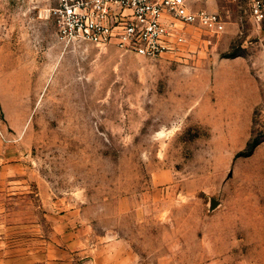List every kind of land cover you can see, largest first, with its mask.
<instances>
[{
  "label": "rangeland",
  "instance_id": "obj_1",
  "mask_svg": "<svg viewBox=\"0 0 264 264\" xmlns=\"http://www.w3.org/2000/svg\"><path fill=\"white\" fill-rule=\"evenodd\" d=\"M252 2L212 0L218 28L147 58L0 0V264H264Z\"/></svg>",
  "mask_w": 264,
  "mask_h": 264
},
{
  "label": "built area",
  "instance_id": "obj_2",
  "mask_svg": "<svg viewBox=\"0 0 264 264\" xmlns=\"http://www.w3.org/2000/svg\"><path fill=\"white\" fill-rule=\"evenodd\" d=\"M48 14L62 43L115 46L147 58L179 51L187 25L221 24L218 13L193 11L187 0H55ZM252 14L264 20V0H253Z\"/></svg>",
  "mask_w": 264,
  "mask_h": 264
},
{
  "label": "crops",
  "instance_id": "obj_3",
  "mask_svg": "<svg viewBox=\"0 0 264 264\" xmlns=\"http://www.w3.org/2000/svg\"><path fill=\"white\" fill-rule=\"evenodd\" d=\"M189 7L193 11H207L210 9V2L212 0H187ZM261 40L263 42V55H264V20L262 21Z\"/></svg>",
  "mask_w": 264,
  "mask_h": 264
},
{
  "label": "water",
  "instance_id": "obj_4",
  "mask_svg": "<svg viewBox=\"0 0 264 264\" xmlns=\"http://www.w3.org/2000/svg\"><path fill=\"white\" fill-rule=\"evenodd\" d=\"M216 206H218V202L216 200L213 201V207L215 208Z\"/></svg>",
  "mask_w": 264,
  "mask_h": 264
},
{
  "label": "trees",
  "instance_id": "obj_5",
  "mask_svg": "<svg viewBox=\"0 0 264 264\" xmlns=\"http://www.w3.org/2000/svg\"><path fill=\"white\" fill-rule=\"evenodd\" d=\"M249 147H250V151H251V149H252L253 145H249Z\"/></svg>",
  "mask_w": 264,
  "mask_h": 264
}]
</instances>
